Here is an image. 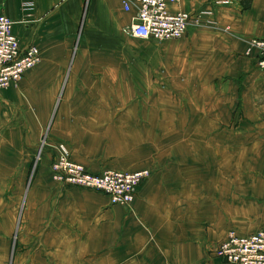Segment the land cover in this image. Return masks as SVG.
I'll list each match as a JSON object with an SVG mask.
<instances>
[{"label": "crops", "instance_id": "0c3cea01", "mask_svg": "<svg viewBox=\"0 0 264 264\" xmlns=\"http://www.w3.org/2000/svg\"><path fill=\"white\" fill-rule=\"evenodd\" d=\"M172 9L208 21L141 51L124 42L134 0H0L21 48L41 52L0 88V264H227L216 248L230 232L264 230V69L250 46L264 0ZM141 123L194 132L195 148L164 143L131 204L54 180L59 143L92 173L128 170L117 140Z\"/></svg>", "mask_w": 264, "mask_h": 264}, {"label": "built area", "instance_id": "2783aa9c", "mask_svg": "<svg viewBox=\"0 0 264 264\" xmlns=\"http://www.w3.org/2000/svg\"><path fill=\"white\" fill-rule=\"evenodd\" d=\"M132 0H124L130 9ZM137 16L126 32L139 39L173 40L183 38L191 25L203 26L208 12L189 13L173 10L180 0H134ZM224 3L228 1H223ZM13 20L0 14V88L17 85L24 74L41 61L35 45L22 49L13 33ZM250 46L258 50L259 65L264 69V39L253 38ZM53 178L63 184L92 189L108 195L111 203L129 205L141 182L150 176L149 169L88 171L74 160L66 144H59L52 164ZM216 253L227 264H264V230L251 235L230 232L216 248Z\"/></svg>", "mask_w": 264, "mask_h": 264}, {"label": "rangeland", "instance_id": "374dc122", "mask_svg": "<svg viewBox=\"0 0 264 264\" xmlns=\"http://www.w3.org/2000/svg\"><path fill=\"white\" fill-rule=\"evenodd\" d=\"M127 36L130 37V40H126L124 42L135 45L141 51H145L150 47L160 45L163 43H167V42H171V41H180L184 38L183 37L181 39L157 41V40L139 39V38H135L133 36H130L128 34H127ZM141 125L142 126H140L139 131H130V132L120 133L121 138H120V140H117V143L121 144V147L116 148L115 152L122 154V160L120 161L121 166H119V167H122V169L128 168V170H126V171H133L134 169H129V168L139 167V169H140L141 167L147 166L146 163L149 160L153 159L154 157L162 156L164 154V150H163L164 143H166L169 139L174 143H178V141L180 140L179 138L182 135H183L184 141L186 140V143H188V145H187L188 146V153L194 154V148H195L194 147L195 146V142H194L195 141V133L194 132L170 133V137L168 138V133L162 132L161 130L153 132L145 124L141 123ZM59 144H61V143H59ZM59 144L57 146L56 154L58 153ZM63 144H66L68 146V148L70 149L71 153H73L71 146H69L67 143H63ZM56 154H55V156H56ZM146 169H147V167H146ZM107 170H109V169H107ZM110 170H119V169H110ZM149 170H150V175H151L152 170L151 169H149ZM142 182H141V184H142ZM68 186H71V185H68ZM74 187H77V186H74ZM80 188H82V187H80ZM83 189H86V188H83ZM90 190H92V189H90ZM94 191H96V190H94ZM98 192H100V191H98ZM100 193H103V192H100Z\"/></svg>", "mask_w": 264, "mask_h": 264}, {"label": "bare ground", "instance_id": "6f19581e", "mask_svg": "<svg viewBox=\"0 0 264 264\" xmlns=\"http://www.w3.org/2000/svg\"><path fill=\"white\" fill-rule=\"evenodd\" d=\"M17 38V37H16ZM20 44V43H19ZM21 47V46H20Z\"/></svg>", "mask_w": 264, "mask_h": 264}]
</instances>
